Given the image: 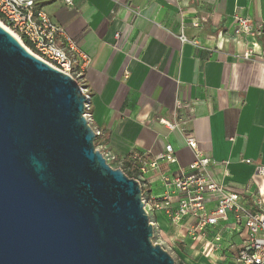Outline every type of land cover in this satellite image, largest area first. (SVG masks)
<instances>
[{
    "label": "crops",
    "instance_id": "0c3cea01",
    "mask_svg": "<svg viewBox=\"0 0 264 264\" xmlns=\"http://www.w3.org/2000/svg\"><path fill=\"white\" fill-rule=\"evenodd\" d=\"M72 2L73 7L65 0L41 6L89 57L83 81L91 97L92 127L102 133L101 149L121 159L143 154L151 161L173 147L178 164L163 160L147 174L144 192L151 202L163 192L162 173L187 172L202 154L213 161L216 180L259 211L255 200L264 202L259 174L264 168V35L258 38L260 60L251 64L233 57L251 43L223 42L220 34L231 33L238 14L264 26V0ZM161 120H181L198 151L187 146L181 130L172 131ZM152 219L163 240L175 232L172 248L179 254L187 240L188 249L201 251L163 214L156 212ZM218 234L226 248L229 240L241 243L247 235L236 232L232 216L211 227L208 238Z\"/></svg>",
    "mask_w": 264,
    "mask_h": 264
},
{
    "label": "water",
    "instance_id": "95a60500",
    "mask_svg": "<svg viewBox=\"0 0 264 264\" xmlns=\"http://www.w3.org/2000/svg\"><path fill=\"white\" fill-rule=\"evenodd\" d=\"M86 102L0 25V264H176L140 183L95 146Z\"/></svg>",
    "mask_w": 264,
    "mask_h": 264
},
{
    "label": "built area",
    "instance_id": "2783aa9c",
    "mask_svg": "<svg viewBox=\"0 0 264 264\" xmlns=\"http://www.w3.org/2000/svg\"><path fill=\"white\" fill-rule=\"evenodd\" d=\"M50 0H0V14L3 25L10 29L17 39L25 46L24 41L30 43L27 48L34 56L50 66L68 74L81 85L87 96L85 103V117L92 126V107L89 90L83 76L90 60L78 47L77 42L69 37L63 28L58 26L51 16L43 9L41 4ZM69 7H73L72 0H65ZM264 35L262 24L254 25L252 20L244 15H236L230 32L220 34L223 42L234 41L240 43L246 40L251 43L242 54L233 57L246 63H256L260 56L256 53L260 48L258 38ZM185 40L184 37H182ZM26 47V46H25ZM182 106L179 105V108ZM170 130H181L186 144L191 149L198 151V142L188 132L181 120L173 122L161 120ZM94 129V128H93ZM96 137L101 136V131L94 129ZM108 161H115V156L97 147ZM140 160L139 175L136 180L143 190V200L150 222L154 227V237L159 238V245L164 248V240L160 237L161 229L152 219V214H163L168 223L179 228V234L189 237L193 244L200 247L202 253L212 255L222 250L223 237L215 235L212 240L208 238L211 227L233 217L236 232L246 231V237L241 243L227 242V248L235 249L232 255V264H264V202L255 200L259 211L253 212L241 202L240 192L230 186L220 183L215 178L214 163L207 156L198 154L196 160L189 166V171L180 168L173 173H162L160 180L163 192L159 199L151 202L144 190L147 188V174L152 169H157L159 162L166 160L170 165L178 164V158L171 145L166 146L164 154L156 156L154 160L147 161V155L134 154ZM259 174L264 176V168L259 169ZM214 204L213 208L209 206ZM186 221L190 223L186 224ZM166 250V249H165ZM167 251V250H166ZM212 254V255H211ZM218 260V259H217ZM225 264V258L218 260Z\"/></svg>",
    "mask_w": 264,
    "mask_h": 264
},
{
    "label": "rangeland",
    "instance_id": "374dc122",
    "mask_svg": "<svg viewBox=\"0 0 264 264\" xmlns=\"http://www.w3.org/2000/svg\"><path fill=\"white\" fill-rule=\"evenodd\" d=\"M27 48H29V47H27ZM108 163L112 166V168L122 169V163L120 161L116 162V161L110 160V161H108ZM175 240H176V234H175V232H171L170 235H168V237L164 239V248L171 254V256L174 258L176 264H222L221 261H219L218 263H217V261L222 260V258H224V256H227V261L225 262V264H232L233 263L231 261V258H232V255L235 253V249L231 250L230 249L231 247L228 249H224L225 246L223 245V243H222V250H219L218 252H216L213 255L211 254L212 258L210 259L207 255V253H202L201 251L197 252L196 250L193 251L191 249H188V247L191 246V242L189 240H187L185 242L184 253L179 254V252L175 251L172 248V246L175 244V243H173V241L175 242ZM237 240L236 241L232 240V242L238 243L239 240L238 241ZM153 243L159 244L160 243L159 238L154 237ZM185 256L191 257L195 263H192L191 261L184 259Z\"/></svg>",
    "mask_w": 264,
    "mask_h": 264
},
{
    "label": "trees",
    "instance_id": "16d2710c",
    "mask_svg": "<svg viewBox=\"0 0 264 264\" xmlns=\"http://www.w3.org/2000/svg\"><path fill=\"white\" fill-rule=\"evenodd\" d=\"M0 20H3V17L2 15L0 14ZM25 45L27 47H30V43L27 42V41H24ZM100 144V140H99V137L97 138L96 142H95V146L98 147ZM140 156H143V154H139ZM115 161L117 162H121L122 163V170L123 172L129 177V178H133V179H136L139 175V168H140V165H141V162L140 160L138 159H135L134 158V154L124 158V159H121L119 157H116L115 158ZM182 251L184 253V248L182 247Z\"/></svg>",
    "mask_w": 264,
    "mask_h": 264
},
{
    "label": "bare ground",
    "instance_id": "6f19581e",
    "mask_svg": "<svg viewBox=\"0 0 264 264\" xmlns=\"http://www.w3.org/2000/svg\"><path fill=\"white\" fill-rule=\"evenodd\" d=\"M0 25H2L4 28H6V30H8L13 36H15L17 38V36L15 35V33H13L10 29H8L5 25H3L0 21Z\"/></svg>",
    "mask_w": 264,
    "mask_h": 264
}]
</instances>
